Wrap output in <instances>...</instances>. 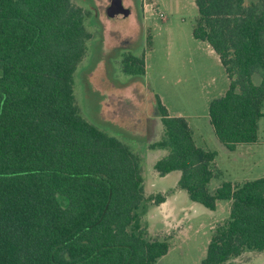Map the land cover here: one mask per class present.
Masks as SVG:
<instances>
[{
  "label": "trees",
  "instance_id": "1",
  "mask_svg": "<svg viewBox=\"0 0 264 264\" xmlns=\"http://www.w3.org/2000/svg\"><path fill=\"white\" fill-rule=\"evenodd\" d=\"M195 2L194 36L211 45L230 79L210 104L216 136L230 150L255 143L264 116V0ZM89 15L73 0H0V264H156L170 250L140 223V156L79 111L74 75L94 36ZM122 70L131 79L145 74V52L124 54ZM156 100L164 128L156 146L167 151L156 171H180V188L211 210L231 201L202 264L264 252V176L211 191L222 175L217 152L197 145L188 119Z\"/></svg>",
  "mask_w": 264,
  "mask_h": 264
},
{
  "label": "rangeland",
  "instance_id": "2",
  "mask_svg": "<svg viewBox=\"0 0 264 264\" xmlns=\"http://www.w3.org/2000/svg\"><path fill=\"white\" fill-rule=\"evenodd\" d=\"M73 1L90 12L86 24L94 35L74 75L79 111L90 122L125 140L140 156L147 196L138 209L141 226L148 236L167 238L171 244L156 264H202L215 227L230 216L231 201L218 200L216 209L211 210L192 201L186 192L178 204H167L164 210L153 213V206L160 203L152 195L171 197L180 189L177 180L181 178V172L175 171L157 179L158 191L151 185L156 175L162 177L155 169L156 159L167 153H160L156 146L164 134L156 115V96L171 115L188 119L197 145L217 152L215 164L222 175L211 180V191L225 180L241 183L264 176V116L255 143L230 150L216 136L210 104L225 94L230 79L211 45L194 36L198 17L195 0H122L131 9L122 19L108 15L113 0ZM256 1L245 0V4ZM128 52H145L146 71L138 79H131L122 70V58ZM253 80L260 83L261 76L255 73ZM231 264H264V252L246 251Z\"/></svg>",
  "mask_w": 264,
  "mask_h": 264
},
{
  "label": "crops",
  "instance_id": "3",
  "mask_svg": "<svg viewBox=\"0 0 264 264\" xmlns=\"http://www.w3.org/2000/svg\"><path fill=\"white\" fill-rule=\"evenodd\" d=\"M156 115H157V112H156ZM157 117L159 118V121H160V124L162 125V122H161V119H160V117L157 115ZM156 120V119H155ZM157 122V121H156ZM159 151H160V153H164V151H166V150H162V149H159ZM151 154H154V153H151ZM166 153H164V155H165ZM163 155V156H164ZM162 156V157H163ZM158 159H156V161H157ZM156 163V162H155ZM175 172V171H174ZM172 173V172H171ZM171 173H169V174H171ZM158 174V173H157ZM180 176V175H179ZM178 176V177H179ZM155 180L152 182V186L153 187H155V190L156 191H158L157 189L158 188H156L157 186H156V183H158V180L157 179H159V180H161V178H163V176L161 177V176H159V175H156L155 176ZM179 179V178H178ZM179 181L177 180V183H178ZM154 190V191H155ZM161 193H163V194H165L166 193V191L165 190H163ZM188 195V194H187ZM186 198V191L185 190H183V189H177L176 190V192H174L173 194H172V196L171 197H168V196H166V199L163 201V202H161L160 204H159V206H153V208H152V211H153V213H159L160 211H162V210H164V208L167 206V204H178L179 203V201H181V199H185Z\"/></svg>",
  "mask_w": 264,
  "mask_h": 264
},
{
  "label": "water",
  "instance_id": "4",
  "mask_svg": "<svg viewBox=\"0 0 264 264\" xmlns=\"http://www.w3.org/2000/svg\"><path fill=\"white\" fill-rule=\"evenodd\" d=\"M107 12L112 18L122 19L130 15L131 9L126 7L122 0H113L107 9Z\"/></svg>",
  "mask_w": 264,
  "mask_h": 264
}]
</instances>
